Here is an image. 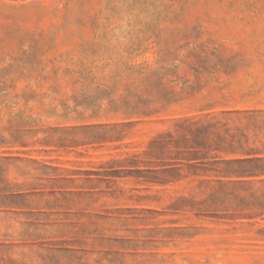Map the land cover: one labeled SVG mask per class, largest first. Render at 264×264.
I'll list each match as a JSON object with an SVG mask.
<instances>
[{"label": "rangeland", "instance_id": "obj_1", "mask_svg": "<svg viewBox=\"0 0 264 264\" xmlns=\"http://www.w3.org/2000/svg\"><path fill=\"white\" fill-rule=\"evenodd\" d=\"M264 0H0V264H264Z\"/></svg>", "mask_w": 264, "mask_h": 264}, {"label": "trees", "instance_id": "obj_2", "mask_svg": "<svg viewBox=\"0 0 264 264\" xmlns=\"http://www.w3.org/2000/svg\"><path fill=\"white\" fill-rule=\"evenodd\" d=\"M247 162L251 164V169H254L256 171V168L259 164H261V168H259V171H261L260 173H264V159L261 158H251L245 161H242V163Z\"/></svg>", "mask_w": 264, "mask_h": 264}]
</instances>
